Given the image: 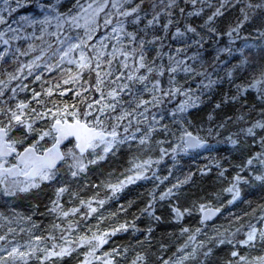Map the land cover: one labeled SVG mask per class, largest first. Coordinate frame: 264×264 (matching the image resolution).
Wrapping results in <instances>:
<instances>
[{"label": "snow or ice", "instance_id": "obj_1", "mask_svg": "<svg viewBox=\"0 0 264 264\" xmlns=\"http://www.w3.org/2000/svg\"><path fill=\"white\" fill-rule=\"evenodd\" d=\"M197 3L203 0H0V198L28 200L34 210L39 201L32 198L50 189L45 208L55 217L44 235L33 231L40 227L32 220L34 211L24 214L11 207V216L0 214V228H7L0 234V264H61L79 255L78 249L85 250L79 264H121L118 257L125 258L127 248L101 250L118 232L136 229L135 223L81 231V222L138 181H158L159 188L169 178L158 175L166 158L175 167L184 155L211 151L209 138L221 137L229 122L239 125L225 137L241 157L229 162L233 171L210 161L183 173L170 187L150 191L140 210L150 218L146 231L151 234V222L162 220L157 202H168L176 222L198 214V223L205 225L241 201L244 188L264 189V0H221L206 18ZM229 5L238 6L239 14L218 27ZM221 36L228 44L205 59L208 41ZM237 39L249 52L257 47L259 55L241 49L238 64L221 68V55H231ZM250 91L259 103L245 111ZM69 92L71 103L62 99ZM216 93L220 98L212 113L240 104V114L225 113L216 122L209 113L207 128L203 121L194 123L191 110ZM125 146L123 171L101 172L99 183L79 186L81 178L100 170ZM213 169L216 184L181 204L185 186L197 184V173L202 179ZM168 172L172 175V168ZM89 187L92 195L82 197ZM66 195L68 207L62 202ZM244 216L257 223L236 216L206 234L207 240L198 241L201 227L180 225L186 240L168 259L160 257V264H264V255L249 260L242 251L264 250V226H257L264 225V204ZM220 246H227V254L217 258ZM131 264L151 262L138 251Z\"/></svg>", "mask_w": 264, "mask_h": 264}, {"label": "trees", "instance_id": "obj_2", "mask_svg": "<svg viewBox=\"0 0 264 264\" xmlns=\"http://www.w3.org/2000/svg\"><path fill=\"white\" fill-rule=\"evenodd\" d=\"M221 0H203V4L197 3L196 7H203L204 11L201 14L202 17L206 18V15L210 14L216 7H219ZM234 2V0H233ZM187 10H192L191 5L188 6ZM225 15L224 17L218 18V27H224L229 20L233 19L236 15H238V6L232 7L229 5L226 9H222ZM23 14V13H21ZM197 25L202 23L201 18H194ZM104 30L101 29V32ZM248 32H242V36H247ZM252 35H255L253 31ZM250 43H257L252 42ZM228 44V37L221 36L217 38V42L208 41L206 48L207 51L204 52L205 59H210L209 53L212 55L215 54L216 48L224 47ZM245 42L243 39H237L234 44H232L233 53L231 55L227 53H223L221 55L220 67H231L232 65L238 64L240 62L241 57V49H243L246 55L258 56L259 49L257 47H252L249 52L248 48L244 47ZM223 74V73H221ZM47 76L48 74L45 73ZM53 76L56 73L52 74ZM215 78V77H214ZM240 80H237L239 83ZM39 90L38 85H33ZM229 86L225 84L223 86V91H228ZM98 95V94H95ZM247 96V100L244 102V109L247 110L248 107L251 106L253 102L259 103L257 97V93L255 91H250V93L245 94ZM24 93H21L18 98H23ZM72 97V93L69 92L62 99H69ZM220 96L219 93L211 94L209 96H205L203 98V102L199 109L191 110L190 119L194 121V123H200L203 121V126L207 128L209 126V122L207 121V116L209 113H212L214 105L218 102ZM69 103H71V99H69ZM241 105L237 104L235 107L229 106L223 111L217 110L215 113H212L214 116V120L219 122L222 119H225V113L227 115H239L240 113L236 111L237 108H240ZM259 109H256V112L253 115L258 114ZM239 125L232 124L229 122V127L227 130H224L223 135L219 138H209V144L211 146V151L199 150L198 153H190L183 156V159L173 167V163L171 159L166 158V163L161 165L158 170V175L163 178L164 176H168V180L164 181L163 184L159 185V188H156L155 185L158 184V181L154 180H141L136 182L135 184L129 185L126 187L117 197L112 198V201H109L107 205V216L105 219L100 221L99 228L101 229H111L112 227H116L121 223L127 221L129 225L133 222L136 225V229L132 227L128 228V231L123 233V235H116L110 238L109 244L104 248L105 250H111L112 247H125L127 251H129L128 256H126L125 262L130 264L131 260L135 257L136 252L141 251L148 255L151 264H160L159 258L163 257L164 259H168L169 256L175 251L179 244H183L187 238L186 234H181L180 225L184 227H189L190 229H195L196 227H209L212 224H216L220 221H232L236 216L244 217V220L241 221L246 223L250 216H244V213L251 212L253 208H256L257 205L264 204V189L259 187L258 185H253L248 187L246 190L242 191V200L236 202L234 205H227L222 210V215H220L216 220L212 223L206 225H200L198 223V214H194L193 216H185V218L179 222H176L169 214L168 210V202H157L155 206L156 215H162L161 222L157 223L155 221L151 222L152 233L149 234L146 231L147 225L150 222V218L141 215V209L145 206L148 200V193L150 191H157L165 189L166 187H170L171 183L176 181V178H183V173H186L189 170L196 171V169L204 167L205 164H208L210 161H219L224 168H227L229 172H232L233 169L230 165V161L232 164L238 163L240 160L239 153L235 152L232 149V146L227 142L225 137L229 134V132L238 131ZM160 138V137H157ZM125 148V147H124ZM122 149L116 156L111 157L107 162H105L100 170L90 172L87 179L81 178L79 181V186L82 187L85 183H99V180L103 178L101 172L107 173L109 171H114L118 175L119 172L123 171L125 167H127V159L128 152H123ZM172 168L173 174L169 175L168 169ZM230 178V177H229ZM216 184V170L213 169L212 172L208 174V176L204 178L199 177V173H197V184L196 185H186L184 188L185 195L181 197L180 203H187V198H195L200 195L201 188H211ZM73 187H77L76 184H73ZM93 192L91 187L83 189L81 191V196H83V192ZM51 194V190H46V193L39 196L33 197V201L38 200L39 205L34 210L31 207L28 200H17L15 201L18 209L23 212H28L29 214L33 213L32 220L42 227V230L48 228L47 225V209L45 205L48 204V195ZM68 198V197H66ZM68 200V199H67ZM5 198H0V205L5 203ZM131 204V206H129ZM14 207V206H12ZM43 213V215H41ZM115 213V215H112ZM47 214V215H46ZM139 217V219H134V217ZM98 223L91 224L88 222L87 228L93 227L96 230ZM86 228V230H87ZM134 231V232H133ZM46 232V231H44ZM133 232V233H132ZM47 233V232H46ZM59 234V232H57ZM181 234V236H180ZM245 255L248 256L249 260H252L253 257L264 255V250H262L259 246L251 249L242 250ZM217 258H222L227 254V246H220L216 249ZM83 257V254L77 255L76 253L70 257L61 261V264H76Z\"/></svg>", "mask_w": 264, "mask_h": 264}, {"label": "rangeland", "instance_id": "obj_3", "mask_svg": "<svg viewBox=\"0 0 264 264\" xmlns=\"http://www.w3.org/2000/svg\"><path fill=\"white\" fill-rule=\"evenodd\" d=\"M124 149V151L123 152H128L129 150H128V148H127V146H125V148H123ZM241 158V157H240ZM251 186H253V185H251ZM248 187H250V186H248ZM248 187H246V188H244L243 190H246ZM92 193L93 192H86V191H84L83 192V196L85 197V198H87L88 196H90V195H92ZM104 195H105V192H104V190H101V197H104ZM67 197V195L64 197V201H62V202H64L65 203V206L66 207H68L69 205L66 203L67 202V199L68 198H66ZM109 201H112V199H110V200H107L106 201V203H105V205L103 206V208H100L99 209V211L96 213V214H94L91 218H88V219H86L85 221H82L81 222V225H80V230L81 231H86V228H87V224H88V222L89 223H91V224H96V223H98V225L100 226V221L101 220H98V217H100V216H103L104 217V219H105V217L107 216V205H108V203H109ZM12 206H14L15 208H16V210L17 211H20V212H22V213H24V214H29L28 212H23V211H21V210H19L18 209V206H17V204H16V202L14 201H8V202H5V203H2L1 205H0V214H2V215H5V216H11L12 215V213L9 211V209L12 207ZM47 215V214H46ZM55 219V217L53 216V215H51V214H48L47 215V218H46V221H47V225H48V228L50 227V224H51V222L53 221ZM249 220H251V222L252 223H254V224H256L257 223V221L255 220V219H249ZM233 221V220H232ZM4 223V221L3 220H0V224H3ZM229 223V221H220V222H218V223H214V224H212V225H210L209 227H205V228H202V234L201 235H199L198 236V241L199 240H207V235H212V234H214V229H216V228H220V226L221 225H227ZM13 227H15L16 225H12ZM27 226V225H26ZM257 226L258 227H261V226H264V225H260V224H257ZM47 228V229H48ZM92 228V230L93 231H95L94 229H93V227H91ZM110 228V227H109ZM109 228H107V229H109ZM106 229V228H105ZM7 230V228L6 227H3V228H0V234H2L4 231H6ZM110 230V229H109ZM33 231H35V232H37L38 234H40V233H42V234H44V235H47L48 233H46V232H44L43 230H42V227L40 226L38 229H34ZM134 232V231H133ZM132 232V233H133ZM123 233H125V232H123ZM123 233L122 232H118L116 235H120V234H122L123 235ZM207 234V235H206ZM23 235V234H22ZM56 235L58 236L59 234H57L56 233ZM180 236H181V234H180ZM24 238H26V237H24ZM182 244V243H181ZM181 244H179L178 246H180ZM107 245H105L104 246V248L106 247ZM102 249L101 251H105V249ZM125 248V247H124ZM85 250L84 249H78V253H80V254H83V252H84ZM128 253H129V251H127V256H128ZM73 254H75V253H73ZM99 254V253H98ZM67 257H65L64 259H66ZM63 259V260H64ZM82 259H83V257H82ZM81 259V260H82ZM118 259H121V264H128V263H126L125 262V260H126V257L125 258H120V257H118ZM32 264H36V262L35 261H33L32 262ZM76 264H79V261L76 263ZM131 264V263H130Z\"/></svg>", "mask_w": 264, "mask_h": 264}, {"label": "water", "instance_id": "obj_4", "mask_svg": "<svg viewBox=\"0 0 264 264\" xmlns=\"http://www.w3.org/2000/svg\"><path fill=\"white\" fill-rule=\"evenodd\" d=\"M217 218V217H216ZM216 218H214L212 221H214ZM212 221H209V222H207V223H210V222H212Z\"/></svg>", "mask_w": 264, "mask_h": 264}]
</instances>
